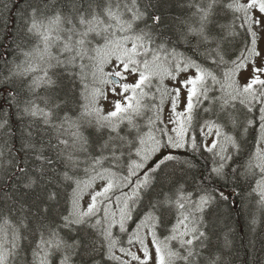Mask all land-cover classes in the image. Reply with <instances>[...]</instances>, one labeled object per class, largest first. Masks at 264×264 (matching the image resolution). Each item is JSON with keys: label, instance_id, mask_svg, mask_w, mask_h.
<instances>
[{"label": "snow or ice", "instance_id": "snow-or-ice-1", "mask_svg": "<svg viewBox=\"0 0 264 264\" xmlns=\"http://www.w3.org/2000/svg\"><path fill=\"white\" fill-rule=\"evenodd\" d=\"M18 4L23 59L0 73V157L15 153L0 176V264H219L210 209L241 181L264 204V0H187L175 39L152 0ZM61 77L81 84L75 116L51 94ZM52 153L73 175L48 176ZM194 157L205 165L192 183L167 170L189 172ZM46 177L74 187L64 213L41 207L33 227L7 201Z\"/></svg>", "mask_w": 264, "mask_h": 264}, {"label": "trees", "instance_id": "trees-1", "mask_svg": "<svg viewBox=\"0 0 264 264\" xmlns=\"http://www.w3.org/2000/svg\"><path fill=\"white\" fill-rule=\"evenodd\" d=\"M5 3L8 5L7 8L3 7ZM152 3L157 4L158 14L163 17L161 30L175 39L174 33L179 32L182 27L181 21L188 15V9L185 7L187 0H152ZM20 6L18 0H0V53L4 52L5 49L9 53L4 56L3 60H0V73H7L8 65L4 63V60L13 61L15 59L16 62H19L23 59L16 47L17 43H20L18 31L20 20L17 11ZM220 22H227V18L221 19ZM226 48L230 50L231 45H226ZM179 50L184 51L185 48L181 46ZM15 87L21 89L18 82L15 84ZM80 91L81 84L78 80L70 81L67 77H61L58 81V87L51 94L55 97L56 102L62 103L64 111H68L70 115L75 116L80 111L79 104L82 103ZM39 95L44 96L45 92L40 91ZM26 98L21 89V99ZM9 111L12 113L15 127L19 129L20 121L16 119L15 109L13 108ZM60 115H63V111ZM24 123H27V119L24 120ZM88 134L86 132V135ZM248 139L251 142V137ZM2 143L3 141L0 139V144ZM11 143L14 148H19L18 137ZM4 153L0 157V176L10 174L14 168V162L12 164L8 162L12 160L15 153H9L6 147L4 148ZM52 155L54 158L55 153H52ZM177 155L184 158L185 156H189L190 153L186 150ZM193 160L197 167L189 172H184L181 166L175 162H169L167 170L171 171L175 169L178 180H187L192 183L194 180H198L199 174L204 171L205 165L203 158L194 157ZM83 167L84 165H81L80 170L76 172L78 178H81L83 175ZM52 168L56 169V173L54 174L49 171L48 176L55 177L64 171H69V175H73V172L76 171L66 169L55 158ZM73 187L74 185L69 186V182L56 178L53 179L52 183H48L46 177L33 190L28 191L27 195H24V190L20 189L13 195V200L7 201V206L18 209L19 205L13 204L15 200L25 204L24 215L29 217L31 226L34 227V214L41 207H50L52 209L49 213L50 216L64 213V210L68 207L67 201ZM5 190L7 191L8 189ZM236 191L238 195L233 196L229 202L218 206L214 205L208 212L206 219L209 221L210 226L211 250L220 257L219 264H264V206H262L259 196L251 193L250 185L243 181L236 188ZM48 192H56L57 199L55 201H48L45 204L44 196ZM2 196L3 192H0V197ZM16 215L19 216L20 213L16 212ZM225 237L230 241L228 246H225ZM201 264H205V261L201 260Z\"/></svg>", "mask_w": 264, "mask_h": 264}, {"label": "rangeland", "instance_id": "rangeland-1", "mask_svg": "<svg viewBox=\"0 0 264 264\" xmlns=\"http://www.w3.org/2000/svg\"><path fill=\"white\" fill-rule=\"evenodd\" d=\"M262 47H264V42H262V45H261ZM170 83V82H169ZM218 87V86H217ZM218 94V93H217ZM163 115H164V118H165V120H166V118H167V116H168V108H167V105L165 106V111H164V113H163ZM241 118H243V117H241ZM141 123H143V121L141 120L140 121ZM86 134V133H85ZM106 138V137H105ZM135 159H136V157H135ZM80 179H87V177L84 175V172H83V175H82V177L80 178ZM100 182L99 181H97V184H99ZM249 203H250V201H249ZM262 206H264V204H262ZM142 214V213H141ZM132 227H135V225H132ZM114 234H116V235H119V231H118V228L117 229H114ZM164 234H166V233H164ZM126 239V238H125ZM133 250H135V249H133Z\"/></svg>", "mask_w": 264, "mask_h": 264}]
</instances>
